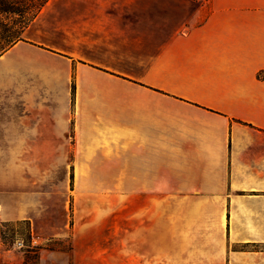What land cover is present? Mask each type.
<instances>
[{"label": "crops", "instance_id": "obj_1", "mask_svg": "<svg viewBox=\"0 0 264 264\" xmlns=\"http://www.w3.org/2000/svg\"><path fill=\"white\" fill-rule=\"evenodd\" d=\"M154 11L187 14L166 28L156 16L150 50L122 21L78 16L71 51L35 45L28 28L9 74L33 63L47 93L25 98L8 139L72 172L77 226L99 190L134 205L141 264L161 251L167 264H264V0Z\"/></svg>", "mask_w": 264, "mask_h": 264}, {"label": "rangeland", "instance_id": "obj_2", "mask_svg": "<svg viewBox=\"0 0 264 264\" xmlns=\"http://www.w3.org/2000/svg\"><path fill=\"white\" fill-rule=\"evenodd\" d=\"M168 2L49 0L26 38L35 45L71 51L81 16L80 25L87 26L83 20L105 19L113 25L124 22L129 33L142 30L144 49L150 50L164 35L162 30L152 32L156 16L166 20L161 24L166 28L187 14L154 11L155 5ZM84 31L87 35V28ZM10 49L0 57V264H141L134 205L110 202L99 190L80 207L85 218L77 226L72 172L63 170L55 156L17 154L14 141L8 139L9 121L24 114L27 96L34 92L42 100L47 87L33 63L27 71L21 65L16 74L14 70L9 74ZM145 263L151 262L145 259ZM157 264H167L166 252H160Z\"/></svg>", "mask_w": 264, "mask_h": 264}, {"label": "trees", "instance_id": "obj_3", "mask_svg": "<svg viewBox=\"0 0 264 264\" xmlns=\"http://www.w3.org/2000/svg\"><path fill=\"white\" fill-rule=\"evenodd\" d=\"M49 0H0V57L23 40L25 31L37 19ZM75 92L74 75L72 93Z\"/></svg>", "mask_w": 264, "mask_h": 264}]
</instances>
